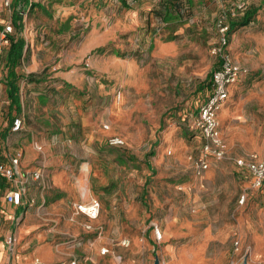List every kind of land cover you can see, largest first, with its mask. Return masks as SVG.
I'll use <instances>...</instances> for the list:
<instances>
[{"label": "rangeland", "instance_id": "rangeland-1", "mask_svg": "<svg viewBox=\"0 0 264 264\" xmlns=\"http://www.w3.org/2000/svg\"><path fill=\"white\" fill-rule=\"evenodd\" d=\"M15 1L0 0V26H11L18 13L29 46L20 68L28 69L34 57L46 69L34 86L20 81L19 89L21 132L39 138L32 146H40L35 151L45 157L32 166L42 161L47 189L37 188L35 205L16 222L11 254L48 247L67 261L69 247H85L93 238L75 206L96 199L101 208L93 231L100 232L99 244L121 255L122 264H176L167 246L177 251L191 241L195 248L201 230L225 221L226 205L228 249L213 252L210 243L204 256L216 253L217 264H264V197L256 193L255 204L245 201L236 209L224 195L213 205L217 185L206 184L226 177L205 176L216 163L264 153V0H27L31 6L21 7ZM236 3L244 10L234 21L258 9L248 26L230 35L227 49L248 73L230 93L219 123L222 129L232 126L231 147L225 142V158L209 160L198 176L200 143L192 113L207 94L217 61L213 22ZM5 53L1 48L0 84ZM58 72L80 78L55 81ZM3 114L0 128L7 123ZM60 132L67 135L50 138ZM111 136L120 137L124 147H108ZM44 143L51 145L48 153ZM238 182L248 185L247 173ZM176 218L192 220L183 228ZM154 225L161 226L159 241ZM124 240L127 247L119 245Z\"/></svg>", "mask_w": 264, "mask_h": 264}, {"label": "crops", "instance_id": "crops-1", "mask_svg": "<svg viewBox=\"0 0 264 264\" xmlns=\"http://www.w3.org/2000/svg\"><path fill=\"white\" fill-rule=\"evenodd\" d=\"M15 2H16V6H18V7H21V5H24V6L30 5V4H28L27 0H21V1L16 0ZM11 20H12V16H11ZM215 20H214L213 25H212L213 28H214ZM21 21H22V19H21ZM22 28H23V21H22ZM22 32H23V29H22ZM21 36H22V33H21ZM233 38H234V36H233ZM229 44H230V35L228 36V46H229ZM8 47L9 46H6L4 49H6V51H7ZM24 49L25 50H24L22 62L26 59V57L29 53V46H28L27 41H26V47ZM5 56H6V53H5ZM237 64H239V63H237ZM240 66L244 67L242 65H240ZM4 67H5V76H4V78L0 84L1 85L0 86V122H1L2 117L4 115L3 113L5 112L7 123L4 127L0 128V165H2L4 167H11L12 159L16 158L17 155H20V158L18 161V166L16 167V171L18 173H24L25 171H32V170L36 169L38 166L44 167L41 164L42 161L41 162L37 161L34 166H32V164H33L32 161H34L36 158H41L40 156H42V159H43V157H45V156L38 154L35 151L36 147H40V146H35V145H34V147L32 146V142H34V141L36 142L39 139L36 136H34V133H32L31 131H29V132L27 131V133L21 132L22 127L17 132L12 131V123H13L14 119H16V118L21 119L22 120V126H23L24 118L21 116L22 115L21 114L22 113V104H21V99H20V89L18 90L19 109L12 107L10 102H9V99H8V95H7V91H8V88H7V72H8V70L6 67L5 57H4ZM216 67H217V61L215 64V69H216ZM44 68H45V66H43L40 62L37 61L36 58L33 57L32 59H30V64L28 65V69L22 70L19 66L15 69V72L17 75H20L22 77V79L19 80V82L22 81V82H25L28 86H34V84L37 83L41 77L45 76L44 70H46V69H44ZM247 73L244 76H242L234 85H232L228 88L227 99L225 100V102L222 104V107L220 108V111L222 110L223 112L221 114L219 111L218 115H217L218 123H220L221 117L227 113V101L229 99L230 93L233 91L235 86L240 84L242 78H244L247 75ZM28 76H33L32 82L30 80H26V78ZM53 78L55 81L69 80V79H72V80L77 79L78 80L80 78V75H77V74L65 75L62 72H58V73H56V75L53 76ZM19 82H18V87H19ZM208 85H209V88H208V91H207L205 98L209 95L210 90H211L210 79H209ZM1 87H3V89H4V94L2 93ZM4 96H5L6 102H4V100H3ZM205 98L203 100H205ZM203 100H202V102H203ZM202 102L200 103V105L202 104ZM4 103L6 104V111L2 110V107H5L3 105ZM199 106L196 108L195 111H193V113H192L193 117H195ZM231 127L232 126L229 125L227 128L222 129V128H220V125H219V131H220L221 138H222L224 144L226 142L228 149H230L231 146H230V143L228 140L229 135H228L227 131ZM192 130H193L194 134H197L194 131L193 125H192ZM49 135H50V138L52 140H56L55 135L61 136V135H67V133H61L60 132L58 134L51 133ZM199 143H200L199 146H201L200 138H199ZM43 145L45 146V153H48L51 145L46 144V143H44ZM40 149H41V147H40ZM242 152H247V151H242ZM235 155H237V153H235ZM249 156H251V155H249ZM249 156L243 155L242 157L240 156L237 159H247ZM260 156H261L260 158H258L256 156L257 159L263 160L264 159V153H262ZM83 170H84V167H83ZM43 171H44V168H43ZM84 171L86 172V170H84ZM243 173H247V172L243 169L238 168L235 165V163H232V162H220V163H216L212 166V168L207 172V174H205V176L208 175L210 177H214L215 179L220 177L221 175L223 177H226L225 179H222V180L216 179L214 181H210V182H212L211 184H210V182L208 184H206V187H209L212 184L217 185V186H215L216 190L213 193L214 194L213 205H216L217 203H219L220 196H224V195L228 196L231 199L232 205L236 209L239 206L238 201L242 195H245L244 202L247 201L248 204H249V202H251V204L256 203L254 201V199L257 198L254 196V194H256V193H258L262 197H264L260 191L251 189L252 179L250 178L248 173H247L248 178H249V184L248 185H241V183L238 182V175L243 174ZM58 178H60V177H56L54 179V182L52 181V185H54L56 183ZM43 184H44V182L30 183L23 193L21 204L19 206H13L11 204L6 203L5 198H4L7 191L11 188L10 185L5 180L0 181V219H2L4 222L8 223L6 226L5 224H2V221L0 220V264H32V262L35 258H38L40 260L39 264H69L72 260H75L78 264H105V263L111 264L112 263L111 257H109V256L101 257L99 255V251H100V249H102L104 247L108 248L110 251H113V250L111 249L110 245H108V244H103V245L99 244L101 237H100V234H99V237H97V232L91 233L93 235V238L88 242V244L85 247H83L82 244H73L71 247H69L70 248L69 253H68L69 256H66L67 261H64V260H66V258L63 259L62 255H60L57 251H53L52 249H50L48 247H37L32 252H29L26 254H23L21 252L15 253V251H14L15 254L14 253L11 254V252H10L11 247H9L7 245V241L9 238H14L16 241V230H15L14 226L17 225L16 222L18 220L22 219V217L24 215L28 214V209H30L31 207H33L35 205L34 195L35 196L37 194L40 195L37 192V190H38L37 188L39 187L42 191L44 189H47L46 184L45 185H43ZM242 204H240V205H242ZM100 208H101V206H100ZM224 208L226 210V213L225 214L222 213L224 211L223 208H222V210H220V212H221V214H223L222 216L224 217L225 221L223 219H220L218 227L214 228L212 230H210V229L201 230L200 238L198 240H194L195 242L192 243V244H194V246H196L195 248L190 246L189 243H191V241H187L186 242L187 244H183V242H181V246L177 250L178 252L175 249H173L172 247L167 246L169 248L167 250V252L172 253V262L173 263L175 262L176 264H192L193 262H195L199 259L207 260L210 263L213 262L214 264L218 263L216 253L212 254L213 256L212 255L211 256H209V255L204 256V255H205V253H207V251L209 249L208 246L210 243H212L214 245L213 250H211L213 252L214 251L218 252L220 250L222 251V250L228 249L227 242L229 239V234H231L230 222H228L229 218H228V213H227L228 212V205H226ZM180 216H181V214H180ZM84 218L86 219L85 224H90L91 226H92L93 222L95 221V220L90 221L86 217H84ZM191 220L192 219H186V218L177 219L176 218V221L179 223V225L184 226L183 228H187V226L190 224ZM168 221H170V219H168ZM154 228L159 230L161 228V226L157 227L156 225H154ZM164 236L168 240H170L172 238V237L170 238V235L168 234V230H166L164 232ZM161 238H162V235H161ZM178 238H179V235H178ZM177 240H180V238ZM15 241H14V243H15ZM14 243H13V245H14ZM174 252H176V254H174ZM113 253L117 257L119 262L122 264L123 260H122L121 255L116 254L114 251H113Z\"/></svg>", "mask_w": 264, "mask_h": 264}, {"label": "built area", "instance_id": "built-area-1", "mask_svg": "<svg viewBox=\"0 0 264 264\" xmlns=\"http://www.w3.org/2000/svg\"><path fill=\"white\" fill-rule=\"evenodd\" d=\"M215 3L221 4L224 0H213ZM9 1L5 2L8 6ZM244 10V5L236 3L232 9L222 13L220 17L215 20L214 28L216 31V43L212 48V53L217 59V67L211 73L209 95L203 100L199 106L195 117H193L192 125L194 131L199 135L201 140L200 153L196 160L195 171L196 175H202L208 169V161H221L226 155V146L221 138L219 131V123L217 119L218 112L222 107L228 96V88L234 85L242 76L247 73V69L241 67L231 58L228 49V32L229 24L237 18V13ZM11 33V26L7 25L3 31L0 32V50L8 46L6 34ZM22 127V120L14 119L12 123V131L17 132ZM107 129V126L104 127ZM107 145L111 148L124 147V141L117 136H111L107 139ZM37 151H41L40 147H36ZM20 155L12 159L11 167H4L0 165V181L5 180L10 189L5 194V201L13 206H19L22 202V196L25 189L30 183H41L44 180V171L42 166H38L32 171H25L18 173L16 167L18 166ZM235 165L245 170L251 181V189L260 191L264 196V159L258 160L255 155L249 156L247 159H235ZM245 200V195H242L238 201L242 204ZM76 214L86 217L90 221L97 219L100 212V203L96 199H91L87 203H79L75 206ZM84 229L89 232L93 231L90 224H85ZM100 232H97L99 237ZM155 240L161 239L160 231L154 228L153 231ZM14 238H9L7 245L11 247L14 243ZM121 247H127L128 241H121ZM101 257L109 256L112 259L111 264H121L113 251L108 248H102L99 251ZM69 264H78L72 260ZM109 264V263H105Z\"/></svg>", "mask_w": 264, "mask_h": 264}, {"label": "trees", "instance_id": "trees-1", "mask_svg": "<svg viewBox=\"0 0 264 264\" xmlns=\"http://www.w3.org/2000/svg\"><path fill=\"white\" fill-rule=\"evenodd\" d=\"M257 11L258 9L247 11L243 14V16L240 19H238L237 21H232L229 24L228 35H231L234 31L238 30L239 28L248 26L253 21V18L256 15ZM11 26L15 34L5 35L9 43L8 44L9 47L6 51V56H5L6 67L8 70L7 72V88H8L7 95H8V99H9L11 106L15 107L16 109H19L18 82L19 80L22 79V77L16 74L15 69L19 67L22 62L24 50H25L24 48L26 47V41L21 36L23 28H22L21 17L20 15H18V13L12 14ZM2 31H3V28L0 27V32ZM213 71H211V73ZM211 73L209 75V79L211 77ZM26 80H30L32 82L33 76H28Z\"/></svg>", "mask_w": 264, "mask_h": 264}, {"label": "bare ground", "instance_id": "bare-ground-1", "mask_svg": "<svg viewBox=\"0 0 264 264\" xmlns=\"http://www.w3.org/2000/svg\"><path fill=\"white\" fill-rule=\"evenodd\" d=\"M84 166V165H83ZM82 168V167H81ZM88 168V167H87ZM87 168H86V166L84 167V170H87ZM84 178V177H83ZM88 178V177H87ZM86 184V183H85ZM88 187V186H87ZM82 190V189H81ZM82 195H83V197H86V192L85 191H83V193H82Z\"/></svg>", "mask_w": 264, "mask_h": 264}]
</instances>
